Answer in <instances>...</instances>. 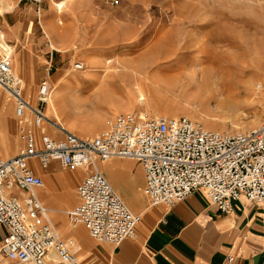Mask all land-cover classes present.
<instances>
[{"label":"rangeland","instance_id":"374dc122","mask_svg":"<svg viewBox=\"0 0 264 264\" xmlns=\"http://www.w3.org/2000/svg\"><path fill=\"white\" fill-rule=\"evenodd\" d=\"M3 3L10 9L1 14L0 28L12 50L13 71L23 79L24 94L31 102L41 79L47 77L51 50V99L58 80L64 90L93 96L87 75L102 73L108 59L121 70L106 92L94 96L97 108L79 111L61 106L53 112L46 106L49 117L80 137L96 135L105 119L132 110L187 116L218 131L248 130L264 119V0H0L1 7ZM49 24L67 29L72 38H52L58 49H51L45 34ZM203 47L207 53L191 64L192 55ZM233 54L229 96L202 90L195 77L200 68L223 63ZM78 64L83 67L76 68ZM169 76L175 78L170 81ZM247 81H251L248 87ZM16 124L13 103L0 88V141L13 149L7 155L0 153L2 157L21 147ZM104 163L97 162L101 172ZM51 171L77 176L69 189L71 203L55 212L61 217L55 219L48 212L58 230L62 224L71 229L66 211L76 201V181L85 171L63 170L53 162L35 172L45 183Z\"/></svg>","mask_w":264,"mask_h":264},{"label":"built area","instance_id":"2783aa9c","mask_svg":"<svg viewBox=\"0 0 264 264\" xmlns=\"http://www.w3.org/2000/svg\"><path fill=\"white\" fill-rule=\"evenodd\" d=\"M52 58L51 50L33 103L13 71L0 28V88L13 102L21 139L15 154L0 155V226L6 230L0 252L9 264H45L53 254L60 264H81L36 193L44 184L36 169L55 161L63 170H85L75 188L77 203L66 211L70 225H82L92 239L114 246L134 236L141 214L129 208L98 161L140 163L150 205L172 207L198 189L224 214L234 211L236 201L264 205V119L248 130L218 131L187 116L132 110L105 119L96 135L80 137L45 112Z\"/></svg>","mask_w":264,"mask_h":264},{"label":"crops","instance_id":"0c3cea01","mask_svg":"<svg viewBox=\"0 0 264 264\" xmlns=\"http://www.w3.org/2000/svg\"><path fill=\"white\" fill-rule=\"evenodd\" d=\"M102 168L129 208L141 214V220L134 236L118 246L97 242L82 225H70L71 229L60 225L64 235L61 237L72 243L81 264H264L263 204L236 201L234 211L224 214L210 203L203 189H198L172 207L150 205L143 191L145 181L140 163L113 158ZM74 178L75 174L51 171L43 186L36 189L38 198L55 219L61 217L55 212L63 211L71 203L69 189ZM77 200L76 194L71 207ZM5 234V228L0 226V244ZM0 264H9L1 252ZM45 264L60 263L50 258Z\"/></svg>","mask_w":264,"mask_h":264},{"label":"bare ground","instance_id":"6f19581e","mask_svg":"<svg viewBox=\"0 0 264 264\" xmlns=\"http://www.w3.org/2000/svg\"><path fill=\"white\" fill-rule=\"evenodd\" d=\"M2 6L3 7L0 6V14H2L4 11L10 9V6H8L7 3H3ZM55 6L59 10V8L62 7V4L58 3ZM57 8H56V10H57ZM45 34H46V37H47V39L49 41V45H50V47L52 49H58L52 43V38L64 39L66 36H70L68 34V30L67 29H64L63 27L60 28V27H57V26H54V25H50V24L47 26V29H45ZM70 38H72V37L70 36ZM13 50H14V48H13ZM206 53H207L206 48H204V47L201 48L198 52H196V53H194L192 55L190 63L193 64L195 62H199L200 61V57L202 55H205ZM231 58L232 59L236 58V55L235 54L230 55V57L227 58L225 62H223L225 64L220 63V64H217V65H212L209 68L208 67L206 68V67L202 66L200 68V70L198 69L199 73L195 74V77H198L197 78V84L199 85V87L202 90H205V91H210V90L214 91L215 90V91H219L220 93H228V92H230V90H229L230 89V85L228 84L227 81L230 80L229 79V76H230L229 75V70H230V65H231L230 64ZM92 62L93 61H91L90 64H92ZM104 64L105 65L103 66V72L102 73H100V74H98V73H93V74L88 73L89 75H87L91 79V83H92V87H93L92 88L93 91L91 93H93V96H91L89 94V95H87L85 97H82L81 95H78V93L76 94L75 93L76 91H74V93L73 92L71 93V91H73L72 88L68 89V90H64L62 88V86L60 85V83L56 82L55 83L56 90L53 91L54 92V97H53L54 100H52L53 98L51 99V97H52V95H51V97H50V99L48 101V104H49L50 108L53 110V112L55 111L56 108H57L56 110L58 111V108L61 107V106L67 107L68 110H69V108L73 107L74 109L79 110V111H80V109H85V108H88V107L97 108L98 107L97 102L95 103L94 100H93L94 96H96V95L100 96V95L103 94L105 89H109L112 86V84H113V82L115 80L114 78H116L118 76L117 75V71H121V70L117 69L115 67L116 66L115 63L111 62L109 59L106 60V62ZM12 67H13V65H12ZM134 72H135V74L137 73L136 71H134ZM119 74H121V72ZM125 74H126V71L122 75L124 76ZM174 78L175 77H170V76L167 77V79H169L170 81L173 80ZM242 83H244V82L242 81ZM250 83H251V81H247L246 82L247 87L250 85ZM78 85H79V87L81 86V84H79V82H78ZM138 85H136L137 86L136 88L139 91L140 87ZM113 86H115V85H113ZM79 87H77V88H79ZM231 90H232V88H231ZM111 91H113V90H110V92ZM205 91H202V92H205ZM228 96H229V93L227 94V97ZM48 104H47V106H48ZM2 114L4 116L6 115L4 109H2ZM4 121L6 122V127H7V118H6V116L4 117ZM12 150L13 149L10 148L8 143H4V141H0V153L1 154L7 155L8 153H11ZM70 244L72 246V243H70ZM73 251L75 253L74 249H73ZM51 259H56L54 254L51 256Z\"/></svg>","mask_w":264,"mask_h":264}]
</instances>
